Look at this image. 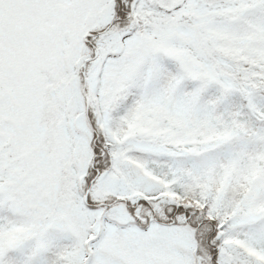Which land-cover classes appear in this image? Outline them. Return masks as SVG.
I'll list each match as a JSON object with an SVG mask.
<instances>
[{
	"label": "snow or ice",
	"instance_id": "6c2138e0",
	"mask_svg": "<svg viewBox=\"0 0 264 264\" xmlns=\"http://www.w3.org/2000/svg\"><path fill=\"white\" fill-rule=\"evenodd\" d=\"M0 264H264V0H0Z\"/></svg>",
	"mask_w": 264,
	"mask_h": 264
}]
</instances>
